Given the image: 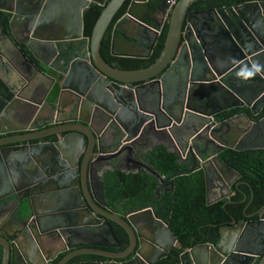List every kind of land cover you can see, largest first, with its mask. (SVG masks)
<instances>
[{
  "label": "water",
  "instance_id": "95a60500",
  "mask_svg": "<svg viewBox=\"0 0 264 264\" xmlns=\"http://www.w3.org/2000/svg\"><path fill=\"white\" fill-rule=\"evenodd\" d=\"M125 1L0 0V12L7 15V28L0 17V125L10 123L12 114H24L30 107L35 109V112L28 113L32 118L44 111L42 106H59L63 93L68 95L67 113L73 114L67 123L40 133L0 139V199L11 193L25 192L22 213L17 211L16 215L21 225L13 236L0 233L1 264L10 263L12 246L21 254L18 264H46L42 250L66 242L67 250L72 251L58 264H157L173 246L180 247L167 222L159 219L151 208L128 216L104 208L90 186L92 163L95 160L105 162L102 171H107L109 165L106 162L130 159L139 138L150 130L154 135L162 136L158 140L160 143L168 138L178 146L180 142L191 145V150L206 144L202 133L207 131L208 124L227 128L223 136L212 139L217 145L223 143L226 147L231 141L238 144L253 140L250 127L261 124H253L244 113L241 117L247 126L238 134L237 128L228 126L239 117L217 123L215 115L235 107H247L255 115L264 106V0H245L235 6L189 12L191 5L205 0H176L162 10L163 17L157 29L130 15L129 8L127 17L149 32L153 31L154 37L147 55L123 54L115 51L113 32L111 52L114 55L148 57L166 18L168 23L158 57L149 66L136 70L111 66L100 54L105 31ZM91 3L103 8L90 37H86L83 35L82 14ZM23 24L51 30V36L40 40L50 42L53 47L50 63L42 62L53 74L42 71L19 46L22 42L14 29ZM42 81H48V86L40 101L34 102L31 95ZM53 85L57 91L51 92ZM225 100L230 103L222 108L204 109V106ZM84 114L85 118L82 117ZM157 119L164 123L159 125ZM26 129L24 126L1 130L0 133ZM49 134L64 135L54 143L10 146ZM49 152L54 153L59 162L55 179L64 178L67 171V195L58 199L59 203L67 202V208L63 206L52 215L41 216L35 220L36 228L29 229L25 221L23 224L26 214L29 217L34 214L29 195L42 187L38 180L41 171L33 159H49ZM61 157H67V164ZM212 159L235 174L234 169L223 164L218 155ZM205 177L207 179L206 171ZM225 184H228L229 193L213 202L230 195V183ZM62 186L65 188L64 183ZM171 186H174L173 179ZM50 221L56 223L48 230L45 226ZM139 221L149 226L148 240L139 233L136 225ZM110 222L122 228L128 236V245L123 251L89 249L88 244L79 242L90 232L99 238L117 241ZM234 223L232 227L219 229V240L215 245L200 243L183 250L179 264H224L230 256L248 260L247 264H252L258 256L257 264H264V210L257 220L243 223L241 234V227ZM228 229L236 230L229 256L224 251V230ZM76 240L78 243L69 244V241ZM240 243L243 249L238 247ZM94 245L111 247L106 243ZM82 254L99 255L107 260L69 263ZM131 254L134 255L128 259Z\"/></svg>",
  "mask_w": 264,
  "mask_h": 264
},
{
  "label": "flooded vegetation",
  "instance_id": "af4514ba",
  "mask_svg": "<svg viewBox=\"0 0 264 264\" xmlns=\"http://www.w3.org/2000/svg\"><path fill=\"white\" fill-rule=\"evenodd\" d=\"M175 1L176 0L174 1L173 0H166V1L164 0H131V4L128 6V9L131 8L132 5L141 6L140 7L142 10V12H140L141 15L148 20L150 19L152 20V18H150V15H147L146 9H147V6H149V4L154 3L156 6V13L153 16L155 25L151 27L153 29H157L163 17L162 10L166 6V4L172 5ZM243 2H245V0L239 3H235V4L227 5V6H235ZM158 6H159V9H158ZM218 7H223V6H218ZM209 8H216V7H209ZM209 8H206L204 10H207ZM204 10L189 8L188 12L189 11H204ZM138 19L143 21L141 18H138ZM126 20L127 21L131 20L130 18L127 17V13L124 14L121 18H119L116 21V25H115L116 28H119L120 30L123 31L122 35H124V38L122 39L125 43V46H124L125 50L123 51L118 45L119 48L117 49L119 50V53L134 54V55H147V53L149 52L148 50H149L151 39H152L149 36V31L143 27L138 26L135 22H133V20L131 21L134 23V26H128L129 24L128 25L126 24V27L122 28V26L120 25L122 24V22ZM143 22L146 23L145 21ZM164 22H167V18L164 20ZM4 27L7 28V23H6V26ZM32 27H34V24L31 26H28L27 24H23L22 26H18L17 28L14 29V32L16 33L18 40L22 42V43H19V46H22V45L26 46L27 44L33 51L34 55H36L35 57L37 60L35 61L34 59H32V57H29V58H31V60L34 61L42 71L48 74H53V72L50 70L48 71V69L42 63V62L50 63V61L53 58V47L50 42L40 40L41 38H44V37L47 38L51 36L52 32L49 29V27L48 28H41V27L32 28ZM120 39L121 38H116L115 40L118 41ZM37 51L39 52V55H37L38 54ZM47 86H48V81H42L37 86L36 90L32 93L31 99L34 102H39ZM56 88H57L56 85H53L51 92L53 90L57 91ZM67 97H68L67 93H63L61 95V104L59 106L57 107L47 106V105L42 106V108H44V111L42 113L36 114L37 116H34L32 118L31 116L29 117L28 113L33 112V111L35 112L34 107H30L27 110L28 112H25L24 114L21 112L12 114L10 123L1 124L0 131L16 129V128H20L24 126L27 127V129L24 131H11L5 134L0 133V139L5 138V137H11V136H20L24 134L30 135L34 133H40L48 128H52L54 126L67 123L68 122L67 119H71L73 117L72 113H69V112L67 113ZM229 103L230 102L226 100L224 102L219 101V102L214 103L213 105L211 104L209 106L208 105L204 106V109H206L207 111H212L215 109L222 108ZM236 108H246L249 110L251 115H254L252 111L247 107H235L229 110H223L219 112L218 114H216L215 117L217 118L216 120L217 123L223 120H229L236 116L239 117L237 120L231 121L228 126L230 128H237L239 130L238 132L239 134L242 132V130H244L245 126H247V125H244V120L241 117V115H243L245 112L238 111L232 114L231 116H227V114L231 110L236 109ZM85 116H86L85 114L82 115L83 118H85ZM156 121L159 125H162L164 123L160 119H157ZM38 126H41V127L38 128ZM207 127H208L207 131L202 133V135H205L206 144H204L203 146L199 148L195 149L192 147V149L190 150L189 147L191 145L188 146L180 142L179 143L180 145L178 146L174 142H170V143H172V145H174V148H176L173 152L177 154L178 160L180 162H187L189 164V172L201 173L203 177V183H204L205 204L210 205L212 203H215L213 201L217 197L221 195H227L229 193V191L226 189V185L228 184H225V183H230V186H229L230 195L226 199H223V200H228L227 202H229L230 198L233 196V188H237L241 182L240 181L241 175L235 170H234L235 174L227 171L222 165H218L217 163H215L212 157H214L215 155H218L219 159L223 162V164L229 166L220 157L221 153H223L224 151L229 149V150H233L236 152H242L244 150L264 149V147H258V146H255L258 148H255L254 146L252 147L251 145L253 144H250L251 143L250 141H253V140H250V141L248 140V142L247 141L240 142L238 144H235L231 141L230 142L231 144H229L230 146L228 147L224 146L223 143H220L219 145H217L216 143L212 141V139L216 140L218 137L223 136L222 133L226 132L227 128H225V126L216 128L215 126H212L211 124L210 125L208 124ZM250 128L252 129V126ZM104 129L105 127H103L102 132L104 131ZM63 135L64 134L60 136L55 135V134L44 135L43 137L38 138V139H31L29 141H24L21 143L10 144V146L13 147V146H20V145H25V144L31 145V144H37V143H45V144L54 143ZM253 135H254V129H253ZM161 137H162L161 135L159 136L157 134L154 135L150 130V132L144 134L143 136L139 138L138 146L135 152L132 154L130 159L128 160L112 159L106 162V164L109 165V168L107 171H102V168H103L102 166L105 164V162L95 160L92 163L90 167L91 172H90V177H89L90 186L92 188L93 194L95 195V198H97L99 202L102 205H104V208H107L111 210L112 212L118 213L120 215H125V216L134 214L137 211L145 209V208H151L153 213L156 214L159 219L167 222L160 215H162L163 217L164 215H166L168 217L172 210V207L171 208L167 207L166 199L169 198L170 196L171 203L173 201L174 186L173 187L171 186V179L173 178L169 180L165 179L159 172L156 171L154 167H152L148 163L146 159L148 151H150L156 145L161 144V145H164L168 149V147L164 143H160V141H158L159 139H161ZM226 139L230 140L231 138L229 136H226ZM48 154H49V159L46 157L45 158L38 157L37 159L35 158L33 159V161L35 162V165L38 167L39 171H41V176L38 177V180L40 181V183H42L41 184L42 187L38 191L36 189L35 191L30 192V195H29L30 196L29 198L32 201V210H33V213L35 214V215L33 214L32 217H29L27 214L25 215L27 216L26 217L27 219L23 220V224L26 222V225L29 227V229L36 228L35 220L41 219L40 218L41 216L48 214V213L50 214L54 213V211L60 209L63 206L67 208V202H64V203L58 202V199L60 197L67 195V171L64 174V178L61 177V178L55 179L54 175L56 173L55 172L56 169L59 166V162L55 158L54 153L49 152ZM80 158L81 157H79V160H78L79 163L81 161ZM63 160L67 164V157L63 158ZM108 171H122V172L126 171L125 173L140 172L141 174L150 175L152 177V182L155 183L151 203L147 206L141 207V206H138L137 202L127 205L126 204L127 199H119L116 202H109L105 196L106 188H105V180H104V175ZM152 171H154L156 174L153 173ZM205 171L207 172V179L205 177ZM59 182L60 184H58ZM63 183L65 184L64 186L65 188H63L62 186ZM24 195H25V192L14 193V194L11 193L7 195L5 198L0 199V233L1 234L4 233V234H8L9 236H13L16 233L17 228L21 225L16 215H17V211L22 213V209L25 205V199L23 198ZM263 210L264 208H262L259 214ZM259 214L254 219L238 220V221L230 220V225L224 226V227H232L233 226L232 222L234 221L235 222L234 225H238L239 227H241V230H240V234H241L242 227H244L243 223L257 220L259 218ZM139 222L140 223L136 224L139 230V233L141 237L147 239V237L150 236L149 226L147 223H144L142 221H139ZM54 223L56 222L50 221V224L49 225L47 224L45 228L50 230L51 227H53ZM114 225L118 229H120L123 234H125L127 238V245H128V236L125 233V231L122 228H120L118 225L116 224ZM228 230L230 232L225 234V241H224V246H225L224 251H226V253L228 254L227 256L232 254L231 250L233 249V246H234L233 243L235 241L234 232L236 231L233 229H228ZM113 231L116 235L117 241H114L112 239L99 238L95 236L93 232H90L88 235H86L85 238L79 240V242L85 245L88 244L87 247L89 249H103V250H110L113 252H120L119 247L121 246L122 241L119 239L116 229H114V227H113ZM63 234L67 238L66 230H64ZM75 243H78V240H76V242L69 241L70 245H73ZM94 243L111 244V247L103 248V247L94 245ZM67 244L68 243L66 242L65 244H61L52 249H48V251L42 250V256L44 257L42 259H44L46 264H58L61 260H63L67 256L69 252L72 251V249L67 250V247H68ZM164 244L166 245L167 243H164ZM242 246L243 245H241L240 243L238 247L243 249ZM174 248H177V247L173 246L168 251L165 257L157 261V264H159V262L163 263V261H165L168 258V255ZM11 249H12L11 259H10L9 264H18V259L21 258V254L14 246H12ZM133 255L134 254H131V256L128 259H130ZM257 259H259V257L255 256V259L253 260V262L252 261L250 262H252V264H255ZM76 260H83V261L95 263V262L104 261L107 259L99 255L82 254L72 259L69 263H73ZM247 263H249L248 260H245L241 257L239 258V257H233V256H230L224 262V264H247Z\"/></svg>",
  "mask_w": 264,
  "mask_h": 264
},
{
  "label": "trees",
  "instance_id": "16d2710c",
  "mask_svg": "<svg viewBox=\"0 0 264 264\" xmlns=\"http://www.w3.org/2000/svg\"><path fill=\"white\" fill-rule=\"evenodd\" d=\"M109 0H106L107 3ZM243 0H205L197 1L190 9L204 10L209 7L227 6L239 3ZM131 0H126L111 20L100 45L101 57L111 66L124 70H136L149 66L158 57L166 37L168 23L164 22L158 33L157 40L148 57H136L126 55H114L111 52L113 32L116 38H124L122 30L116 28V21L128 11ZM141 6L132 5L129 14L141 18L148 25L154 26L153 16L156 13L154 3L147 6V15L152 20L144 18ZM103 6L91 3L83 11V35L90 37L92 27L99 16ZM6 14L0 12L3 26H6ZM116 41V40H115ZM115 51L119 52L116 48ZM245 112L251 119L258 120L264 117V106L257 115H251L246 108L231 110L227 116L236 112ZM148 163L156 169L165 179L173 178L174 193L166 199L167 207L172 210L167 217L160 215L167 221L168 228L176 236L180 247L174 248L168 258L159 264H179V255L186 249L200 243L215 245L219 240V229L230 225V220L254 219L264 208V149L244 150L236 152L226 150L221 153V159L240 175V184L233 188V196L228 200H220L210 205L205 204L204 183L201 173L189 172V164L180 162L175 152L170 151L164 145H156L147 153ZM105 196L109 202L119 199H127L126 204L138 203L144 207L151 203L155 183L148 174L140 172L125 173L122 171H108L104 175ZM119 239L122 241L119 251L127 246V238L112 222ZM259 259L255 262L257 264ZM2 262V248L0 247V264Z\"/></svg>",
  "mask_w": 264,
  "mask_h": 264
},
{
  "label": "crops",
  "instance_id": "0c3cea01",
  "mask_svg": "<svg viewBox=\"0 0 264 264\" xmlns=\"http://www.w3.org/2000/svg\"><path fill=\"white\" fill-rule=\"evenodd\" d=\"M126 24L128 25V26H134V23L131 21V20H126V21H124V22H122V24L120 25V26H122V28L123 27H126ZM149 36L151 37V38H153L154 37V33H153V31H150L149 32ZM120 46V48L124 51L125 49H124V46H125V43H124V41H123V39L121 38L120 40H116V48H119V46ZM24 51H25V53L27 54V56L28 57H32V59H34L35 61L37 60L36 59V55H34V53H33V51L32 50H29L28 48H27V46H24V45H22V46H20ZM36 52V51H35ZM37 55H39V52L37 51ZM132 53V52H131ZM31 59V58H30ZM39 61V60H38ZM34 62V61H33ZM40 62V61H39ZM252 121H253V124L255 123H261L260 124V126H258V127H252V130L254 129V137H253V142L254 143H252V141H251V143L250 144H253V145H251L252 147L254 146H258V147H264V136H262V135H264V117H262L261 119H259V120H254V119H251ZM263 121V122H262ZM244 125H247V123H246V121H244ZM253 126V125H252ZM252 134H253V132H252ZM262 140V141H261ZM170 142H172V141H170L168 138H166V139H164V144L168 147V149L170 150V151H174L176 148H174V145H172V143H170ZM248 142V141H247ZM126 172V171H125ZM224 232H225V234H226V232L227 233H229L230 231L229 230H224ZM44 251H48V249L47 250H44Z\"/></svg>",
  "mask_w": 264,
  "mask_h": 264
},
{
  "label": "rangeland",
  "instance_id": "374dc122",
  "mask_svg": "<svg viewBox=\"0 0 264 264\" xmlns=\"http://www.w3.org/2000/svg\"><path fill=\"white\" fill-rule=\"evenodd\" d=\"M227 233V232H226Z\"/></svg>",
  "mask_w": 264,
  "mask_h": 264
}]
</instances>
